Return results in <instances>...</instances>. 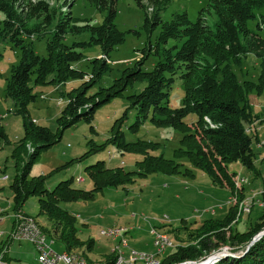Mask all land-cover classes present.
<instances>
[{"label": "rangeland", "instance_id": "374dc122", "mask_svg": "<svg viewBox=\"0 0 264 264\" xmlns=\"http://www.w3.org/2000/svg\"><path fill=\"white\" fill-rule=\"evenodd\" d=\"M47 1L50 7L56 10V15L59 12L70 13L73 18L86 19L93 26L100 25L105 16V13L97 10L91 0ZM116 9L115 25L125 34V41L105 58L110 71L93 87L85 90L86 97L92 96L89 100L96 97L103 99L107 89L117 82L123 71H130L138 62L144 60L141 68L148 72L158 61L153 47L159 28L148 37L143 29L144 11L135 0H117ZM182 12L187 14L191 22L201 17L214 29L217 17L210 10L209 0H171L161 14V19L168 21L174 14ZM255 14L264 15V10L256 11ZM258 21L263 24L262 18L257 17V20L248 22V27L264 37V29L257 31ZM39 23V20H32L28 28ZM51 27L52 29L34 33L30 38L22 35L25 45H32L35 54L41 58L47 57L46 45L53 25ZM88 39L89 33L68 34L63 43L70 46L73 42H84ZM179 44L177 40H169L164 49ZM77 51L82 53V59L73 63L71 68L83 72V81H88L91 61L96 58L103 60L104 57L97 47ZM20 60L21 49L9 40H0V126L4 132V136L0 138V203L12 201L10 184L15 174H23L20 185L28 195L20 204V208L14 207L12 201V210L8 213L0 212L3 213L0 218L5 219L0 225L1 229H9L13 219L12 230L7 236L9 242L26 241L31 244L37 253L38 263L37 249L30 240L11 237L26 218L32 220L39 234L54 252L76 256L86 264H116L119 258H127L131 251L155 255L159 247L154 246L153 233L162 235L172 245L166 248L164 253L157 255L159 264H162L165 257L174 253L177 247H195L199 246L201 241L210 244L212 250L215 245L219 247L209 256L221 254V260L230 255L228 250L232 247L228 245L230 242L227 240L231 234L235 231L246 232L250 223L257 221L264 206V132L261 128V125L264 126V92L256 94L253 90L249 91L258 83V78L263 73L256 57L247 54L236 60L229 59L223 66H216V62L211 58L202 62L205 67L211 69L227 68L233 72L243 85L244 103L245 99L249 100L252 114L256 116L246 131L254 136L259 130L258 141L254 139L252 146L256 155L255 166L261 171V175H253L239 162L228 164L229 174H235L233 191H230L226 184L218 186L212 183L209 177L193 167L189 160L178 152L181 148L182 133L162 124L152 125L148 121L138 129L133 127L136 110L131 106L129 97L139 93L145 87V82H135L120 95L101 104L96 108L89 123L81 121L62 131L59 119L65 105L79 88L80 81L66 76L50 83L53 76H49L45 82L35 83L32 77L30 88L35 101L27 107L31 123L45 127L51 134L59 135L60 139L42 151L35 159L36 162L30 165L29 160L35 153L34 145L32 146L34 141L27 140L22 144L24 146L18 147L17 143L24 137L23 118L15 111L13 101L6 96L11 70L19 65ZM183 72L184 68L177 71L169 92V104L173 108L182 106L184 90L180 76ZM217 79L221 80L220 74ZM244 90H248V94H245ZM86 109L87 106L81 110ZM65 120L68 121V117L65 116ZM191 128L195 132L196 127L193 125ZM120 133L123 138L119 137ZM116 136L119 138L115 140ZM122 139L128 148L122 147ZM142 142L152 144L144 146ZM159 158L169 161L168 172L163 167H159L163 172H155L154 167ZM101 162L103 170L110 171L106 173L110 175L113 171L120 175L115 187L109 186L96 191L97 182L101 178H96L95 174L91 177L85 169ZM149 164L153 171L148 168ZM64 181L70 182L71 189L84 191L87 199H49L50 192ZM91 193L93 195L90 196ZM39 199L44 200L45 204L57 202L59 210L73 215L75 241L71 242L70 251L57 252L64 247L61 240L64 222L48 215V210L40 207ZM234 206V216L228 226L222 229L211 230L205 227L197 230L206 220L228 217L230 207ZM176 228L179 234L175 232V236L172 230ZM109 230H118V234L108 236ZM218 237L224 238L226 244L217 241ZM124 239L127 247L122 246L121 240ZM234 255H239V252Z\"/></svg>", "mask_w": 264, "mask_h": 264}, {"label": "trees", "instance_id": "16d2710c", "mask_svg": "<svg viewBox=\"0 0 264 264\" xmlns=\"http://www.w3.org/2000/svg\"><path fill=\"white\" fill-rule=\"evenodd\" d=\"M91 1L98 11L105 13L102 23L98 26L91 25L86 19L73 18L70 13L59 12L56 15V10L50 7L47 0H0L2 14L0 40H9L15 47L21 49V60L19 65L11 70L6 96L13 101L15 111L23 118L24 137L17 143L18 147L24 146L22 144L27 140L34 141L32 146L34 145L35 153L31 156L29 164L33 165L42 151L60 139L59 135L51 134L45 127L31 123L27 107L35 101V96L32 94L30 81L34 77L35 83L45 82L49 76H53L50 82L52 83L53 80L59 81L62 77L68 76L70 79L79 80L80 85L62 111L59 119L62 131L81 121L89 123L96 108L101 104L120 95L135 82H145V87L139 93L129 97L131 106L136 110L134 128L138 129L148 121L152 125L162 124L182 133L181 148L178 152H181L193 167L209 177L212 183L218 186L226 184L230 191L235 189L233 181L235 174H229L228 164L239 162L250 173L260 176L261 171L256 169V155L252 146L253 140L258 141V138L257 135L251 136L246 131L256 116L252 114L249 100L245 99L244 103L242 99L243 85L227 68L211 69L205 67L202 62L206 58H211L216 62V66H223L229 59L236 60L240 56L251 54L260 61L263 73L258 78V83L249 91L253 90L256 94L264 92V37L248 27L249 21L257 20L259 17L262 18L263 24L258 21L257 31L264 29V15L255 14L256 11L264 10V0H209L210 10L217 17L214 29H211L201 17L191 22L185 12L176 13L170 20L163 21L161 14L171 0H135L144 11L143 29L148 37L159 28L153 47L158 61L148 72L141 68L144 60L138 62L130 71H123L117 82L107 89L103 99L96 97L89 100L92 96L86 97L85 90L93 87L106 72L110 71L105 58L125 41V34L115 25L117 0ZM59 14V17H55ZM32 20H39L40 23L28 28ZM52 25L53 31L46 45L47 57L41 58L35 54L32 45H25L22 35L30 38L34 33L52 29ZM82 33H89L88 41L73 42L70 46L63 43L66 35ZM169 40H177L180 44L164 49ZM90 47L99 48L104 58L91 61L90 79L83 81L84 73L73 70L71 65L82 59V53L77 50ZM182 68H184L180 76L184 90L182 106L173 108L169 104V92L177 71ZM219 74L221 80L217 79ZM249 91L244 90L245 94ZM86 106L88 109L81 110ZM65 116L68 117V121L65 120ZM193 125L196 127L195 132L191 128ZM3 136L4 132L0 126V138ZM119 137L123 138L121 133ZM119 137L116 136L114 139ZM142 143L144 146L152 144ZM122 147H127L124 139ZM168 165L169 161L159 158L154 167L155 172L161 171L159 167L168 172ZM148 168L154 170L150 164ZM85 170L91 177L94 174L96 178L100 176L96 191L109 186L115 187L118 183L120 174L112 171L109 175V170H103V162L86 167ZM22 179L23 174L22 176L15 174L10 184L14 207L19 208L28 196L21 189ZM50 195L49 199L53 201L55 198L64 201L68 198L80 200L88 197L84 191L71 189L69 181L61 182ZM39 201L40 207L48 210L46 212L48 215H53V218H59L64 222L61 240L65 250L70 251L71 242L75 241L73 215L65 210H59L57 202L45 204L44 200ZM235 209L236 206L230 207L228 217L206 220L197 230L205 227L211 230L222 229L228 226L234 216L232 210ZM262 209L257 221L250 223L246 232L235 231L231 234L227 240L230 242L228 245L232 247L228 250L230 255L213 264H264V235L249 246L253 238L264 231V206ZM172 231L175 236V232L179 234L177 228ZM218 238L217 241L225 242L224 238ZM218 248L215 245L212 250L206 241L199 242V246L195 247L179 246L174 253L164 258L162 264H182L185 261L199 263ZM238 252L239 255H234Z\"/></svg>", "mask_w": 264, "mask_h": 264}, {"label": "built area", "instance_id": "2783aa9c", "mask_svg": "<svg viewBox=\"0 0 264 264\" xmlns=\"http://www.w3.org/2000/svg\"><path fill=\"white\" fill-rule=\"evenodd\" d=\"M264 161V157H263ZM153 233V232H152ZM118 234V231L116 230H109L107 232L108 236H116ZM155 238H158L155 236ZM13 239H20V238H27L30 240L36 247L37 252H38V263L39 264H59V263H64V264H80L79 261H67L65 260L60 253L54 252L49 244H45L42 242L40 239L39 234H35L31 232V225H29V219L24 218L23 222L18 225L16 230L13 232V236L11 235ZM154 238V246L159 247V251L155 255H147L144 253L143 255H136V261L135 263H144V264H158L159 259L157 258V255L160 253H164L166 248H168V241L167 240H162L161 238H158L159 240L156 241ZM123 247L126 246V240L124 239L122 241ZM156 242V244H155ZM157 245V246H156ZM164 250V251H163ZM132 252V251H131ZM119 260V259H118ZM0 264H4L0 260ZM116 264H125L123 261H118ZM129 264V263H126Z\"/></svg>", "mask_w": 264, "mask_h": 264}, {"label": "crops", "instance_id": "0c3cea01", "mask_svg": "<svg viewBox=\"0 0 264 264\" xmlns=\"http://www.w3.org/2000/svg\"><path fill=\"white\" fill-rule=\"evenodd\" d=\"M263 127L264 126L261 125L262 132H264ZM258 131L259 130L256 131V135H258ZM10 193H11V198H12L11 190H10ZM3 203H6L7 205H3ZM3 203H0V212L8 213L10 209L12 210L13 208L12 201L8 200ZM4 220H5L4 218H0V225L4 222ZM12 227H13V219H12L9 229L0 228V235H1L0 239L4 237L3 239L0 240V260L1 262H3L4 264H38L37 263V253L31 244H29L26 241L9 242V240L7 239V236L11 232ZM63 251H65L64 247H62L57 252H63Z\"/></svg>", "mask_w": 264, "mask_h": 264}, {"label": "bare ground", "instance_id": "6f19581e", "mask_svg": "<svg viewBox=\"0 0 264 264\" xmlns=\"http://www.w3.org/2000/svg\"><path fill=\"white\" fill-rule=\"evenodd\" d=\"M263 146V145H262ZM29 225H31V232H33V233H35V234H39V232L37 231V229L35 228V226H34V224H33V222H32V220L31 219H29ZM116 231H118V230H116ZM42 234V233H41ZM40 235V234H39ZM156 237H158V238H161L162 240H167L165 237H162V235H158V234H156L155 235ZM40 239L42 240V242L43 243H45V244H47L46 242H45V240H44V238L40 235ZM46 239V238H45ZM116 240V239H115ZM168 241V240H167ZM121 242H122V240H121ZM119 244H121V243H119ZM170 246H172L171 245V243H170V241H168V248L170 247ZM61 255H62V257L65 259V260H67V261H79L80 262V264H86L84 261H82V260H80V259H77L78 257H76V256H71L70 254H67V253H61ZM136 255H143V253H138V252H136V251H132V252H130V255L127 257V258H124V257H122V258H119V260L120 261H123V262H125V263H130V264H135V261H136ZM221 254H215V255H211L210 257H212V259H213V257L216 259L218 256H220ZM207 262L206 263H208L209 261V259L208 258H206L205 259ZM204 260V261H205ZM217 261V260H216ZM160 262V261H159ZM159 262H158V264H159ZM200 263V262H199ZM182 264H198V263H192V262H185V263H182ZM205 264V263H204Z\"/></svg>", "mask_w": 264, "mask_h": 264}, {"label": "water", "instance_id": "95a60500", "mask_svg": "<svg viewBox=\"0 0 264 264\" xmlns=\"http://www.w3.org/2000/svg\"><path fill=\"white\" fill-rule=\"evenodd\" d=\"M262 235H264V232H261V233H259L258 235H256L254 238H253V240L251 241V243L249 244V246H251V245H253L254 244V242H256L257 240H259L260 238H261V236ZM209 260V262L208 263H206L207 261L205 260V261H202V262H200V263H198V264H213V263H215V261L216 260H219L221 257L220 256H218L216 259L213 257V259H212V257H207Z\"/></svg>", "mask_w": 264, "mask_h": 264}]
</instances>
